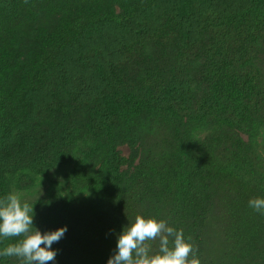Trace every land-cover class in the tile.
Returning <instances> with one entry per match:
<instances>
[{
  "label": "trees",
  "instance_id": "trees-1",
  "mask_svg": "<svg viewBox=\"0 0 264 264\" xmlns=\"http://www.w3.org/2000/svg\"><path fill=\"white\" fill-rule=\"evenodd\" d=\"M164 24L179 31L182 57L199 48L207 33L215 36L202 73L212 93L200 103V115L240 130L247 129L254 116L262 115L264 122L263 77L253 68L259 40L264 39V0H0V195L7 193L5 177L17 159L13 150L50 107L59 108L50 103L53 93L67 90L77 104L97 99L91 128H108L113 147L130 143L141 148V161L129 178L123 171L129 161L117 151L107 158L105 175L102 170L88 175L78 169L75 185L105 202L100 231H106L108 219L129 215L136 207V214L150 217L153 208L175 197L176 209L167 224L183 231L203 264L224 205L219 189L237 182L236 194L228 199L246 205L248 189L264 196V179L258 175L252 147L235 131L229 142H198L187 163L180 153L169 179L163 173L168 149L157 151L140 140L146 111L185 115L190 109L191 81L184 77L188 69L174 73L161 97L154 99L127 90L138 87L122 74L141 58L147 44L164 41ZM149 85L148 80L141 84ZM66 136L72 139L71 133ZM38 160L34 168L47 163L44 157ZM127 214L125 219L130 218ZM234 225L236 221L230 231ZM239 226L240 233L248 230L241 218ZM71 229L79 231L78 224ZM18 240L6 238L0 247ZM11 258H3V264H10Z\"/></svg>",
  "mask_w": 264,
  "mask_h": 264
},
{
  "label": "rangeland",
  "instance_id": "rangeland-1",
  "mask_svg": "<svg viewBox=\"0 0 264 264\" xmlns=\"http://www.w3.org/2000/svg\"><path fill=\"white\" fill-rule=\"evenodd\" d=\"M166 29L168 36L164 41L147 44L141 58L124 68L122 74L138 87L127 90H135L139 95L149 93L151 99H154L161 97V91L173 79L174 73L184 74L188 69L184 77L191 81L190 109L185 115L169 111L150 114L146 111L144 117L148 118L138 131L140 140L146 141L149 148H156L157 151L168 149L163 173L168 175L169 179L172 176L170 167L178 160L180 153H184V162L187 163L188 157L194 152L192 149L198 142L206 139L214 144L229 142L235 131L252 147L257 158L255 162L258 166V175L264 179L263 116H254V121L247 129L240 130L211 121L198 112L200 103L212 93V88L203 80L202 73L208 65V44L215 36L207 33L199 48L182 57L179 31L173 24L167 25ZM253 68L261 73L264 83L262 38L254 54ZM146 80L151 81L150 88H142L141 84ZM56 89L58 88H52L54 91ZM49 100L52 105L59 104V108L50 107L38 125L31 128L24 142L13 150L12 158L17 159L12 161L9 171L5 173L6 191L13 192L22 201L34 205V226L42 233L67 226L65 235L58 243L53 244L57 251L54 264H107L115 250L116 238L122 227L140 214H136L138 210L136 207V211L129 212V215L124 212L113 220L108 219L109 222L107 223V220L103 226L106 231L102 233L99 220L103 214L101 205H105V202L100 196L78 188L75 185V178L79 168H84L88 175L92 174L93 170H102L103 175L107 174L105 173L107 158L115 151L128 159L129 164L123 167V171L129 178L141 161V148L131 147L130 143L113 147L110 141L112 132L108 128L103 131L91 128L92 111L97 106V99L89 101L90 103L77 104L71 100L67 90H61L57 94L53 93ZM147 105L154 106L153 103ZM70 133L71 140L66 136ZM42 157L46 158V165L41 167L37 165L34 168L33 164ZM238 186L239 184L234 182L229 188L219 189L220 195L224 194V205L218 210V218L214 223L215 230L212 231L213 236L205 248L203 264H264V219H261V214L256 213L248 204L245 205V202L229 201L228 197L236 194ZM246 193L248 201L257 194L254 188L248 189ZM135 198L133 196V199ZM176 205L177 199L171 197L163 206H158L156 210L153 208L150 217L167 222L174 214ZM125 214L130 218L126 217V220ZM240 218L243 224L248 226V230L241 233ZM234 221L235 229L230 231L229 227ZM77 224L79 231L72 230L71 228ZM83 229L84 242L80 238ZM229 232L232 234H228ZM148 243L153 251L159 247L158 239ZM249 245H252V249ZM10 264H20V261L13 257Z\"/></svg>",
  "mask_w": 264,
  "mask_h": 264
},
{
  "label": "clouds",
  "instance_id": "clouds-1",
  "mask_svg": "<svg viewBox=\"0 0 264 264\" xmlns=\"http://www.w3.org/2000/svg\"><path fill=\"white\" fill-rule=\"evenodd\" d=\"M248 206L264 215V196L250 199ZM34 215V205L22 201L17 194L0 195V242L22 237L0 247V264L5 257H16L20 264H54L57 251L53 244L65 235L67 226L42 233L34 226ZM157 239L159 247L153 251L148 242ZM107 264H200V260L182 230L163 219L137 215L122 227Z\"/></svg>",
  "mask_w": 264,
  "mask_h": 264
}]
</instances>
